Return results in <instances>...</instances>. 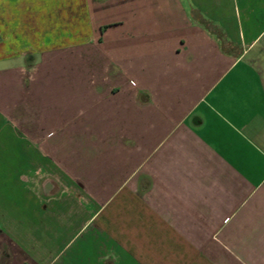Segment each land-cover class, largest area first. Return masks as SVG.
I'll use <instances>...</instances> for the list:
<instances>
[{"label":"crops","instance_id":"crops-1","mask_svg":"<svg viewBox=\"0 0 264 264\" xmlns=\"http://www.w3.org/2000/svg\"><path fill=\"white\" fill-rule=\"evenodd\" d=\"M0 264H264V0H0Z\"/></svg>","mask_w":264,"mask_h":264}]
</instances>
